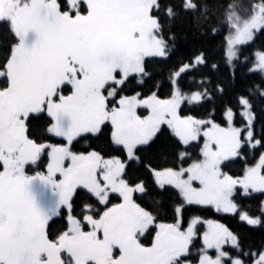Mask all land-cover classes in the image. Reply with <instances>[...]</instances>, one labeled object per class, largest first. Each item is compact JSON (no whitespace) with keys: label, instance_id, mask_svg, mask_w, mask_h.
I'll use <instances>...</instances> for the list:
<instances>
[{"label":"rangeland","instance_id":"1","mask_svg":"<svg viewBox=\"0 0 264 264\" xmlns=\"http://www.w3.org/2000/svg\"><path fill=\"white\" fill-rule=\"evenodd\" d=\"M67 2L69 8L62 10L56 0H0V19L7 20L17 36L5 68L0 69V77L8 79L0 89V264H126L138 240L142 246L138 253L143 256L134 264H246L229 253L237 240L223 223L195 215L182 227L180 209L183 204L211 206L238 213L249 224L259 222L238 210L233 194L236 188L246 194L264 188V152L238 178L221 170L222 162L236 154L242 130L250 144L256 143L251 137L253 116L247 98L240 99L242 126L234 123L230 109L224 113L225 125L209 118L182 117L178 108L184 95L176 81L185 69L181 68L171 77L168 97L135 93L114 100L116 87L105 91L106 84L118 86L128 75L143 73L145 56L164 55L152 15L156 0ZM262 9L257 5L255 14ZM108 14L113 17V32L126 37L125 48L123 40L117 49L105 45L95 49L93 38L106 29L103 17ZM252 20L235 18L229 59L235 57L238 43L252 38ZM30 47L33 69L26 64ZM252 68L264 74V52H256ZM190 95L191 100L199 99L196 92ZM42 110L52 117L50 130L62 142L37 143L27 137V115ZM103 122L111 125L112 140L123 147L126 159L71 148L78 135L97 133ZM162 125L184 144L202 137L201 158L175 169H152L158 186L170 185L182 197L177 219L153 226L152 217L133 199L134 193L143 190L142 184H127L123 171L126 161L135 157V148L146 144ZM45 150V171L27 172L25 167L36 163ZM76 187L89 190L96 198L83 209L81 223L70 213ZM61 211L68 227L50 240L43 226ZM196 236L202 244L200 253H193L197 259L183 258ZM61 252L68 256L64 262ZM247 264H264V250Z\"/></svg>","mask_w":264,"mask_h":264},{"label":"trees","instance_id":"2","mask_svg":"<svg viewBox=\"0 0 264 264\" xmlns=\"http://www.w3.org/2000/svg\"><path fill=\"white\" fill-rule=\"evenodd\" d=\"M56 1L62 10L69 8L67 0ZM257 5L263 6V9L255 14ZM79 6L83 9L85 4L81 2ZM154 6L152 15L157 21L156 32L163 43L164 55L145 56L143 73L128 75L118 86L116 83H108L105 91L107 87L115 86L114 100L120 95L135 93H155L160 98L168 97L173 87L171 77L176 71L185 68L176 77L177 85L184 95L178 108L180 115L209 118L219 125H225L224 113L230 109L234 114V123L238 126L245 123L241 114L240 99L246 97L253 116L251 137L256 143L250 144L242 130L236 154L226 158L221 164V170L238 178L264 152V74L252 68L256 52H264V0H156ZM236 17L243 18L246 22L255 18L250 22L253 36L248 41L238 43L235 57L229 59L227 48L232 44L229 37L235 31ZM103 18L107 19L103 22L104 25L107 24L106 29L114 27L113 17L108 14ZM99 33L93 38L95 49L100 45L109 48L107 42L100 40ZM122 39L125 41V48L126 37L122 36ZM16 42L17 36L10 23L0 19V69L5 68ZM30 51L31 55L26 64L33 69L36 65L35 59H32V47ZM123 52L122 50L119 55L122 56ZM196 58L201 60L195 62ZM7 84V76H1L0 89ZM194 92L199 94V99L191 100L190 94ZM1 97L7 100L2 94ZM27 116L28 138L37 143L63 141L50 130L52 117L48 112L42 110ZM111 130V125L103 122L97 133L78 135L71 142V148L76 152L95 150L104 157L117 156L126 159L123 147L113 142ZM201 146L202 137L184 144L168 126L162 125L146 144L135 148V157L126 161L123 177L129 185L142 184L143 190L134 193L133 199L136 205L152 217L153 226L159 222H174L177 219V208L182 204V197L179 191L170 185L158 186L152 169H175L188 165L201 158ZM46 161L45 150L36 163L28 164L25 169L30 173L36 170L45 171ZM94 196L89 190L76 187L72 198L70 197V213L79 223L84 217L82 213L86 205L95 203ZM233 199L238 210L257 217L259 222L252 225L241 219L238 213L221 212L211 206L183 204L180 209L181 224L184 227L195 215L223 223L234 233L237 240V246L230 247L229 253L240 257L242 262L247 264L259 251L264 250V211L261 209L264 188L247 194L236 188ZM100 207L99 209L102 208ZM49 220L45 232L50 240H54L68 227V221L63 211ZM199 229L200 226L197 228L198 233ZM201 246L200 236L194 237L185 259L196 260L197 256L194 254L200 253L197 250ZM59 257L61 261H65L68 256L61 252Z\"/></svg>","mask_w":264,"mask_h":264},{"label":"flooded vegetation","instance_id":"3","mask_svg":"<svg viewBox=\"0 0 264 264\" xmlns=\"http://www.w3.org/2000/svg\"><path fill=\"white\" fill-rule=\"evenodd\" d=\"M102 30L103 31H100V33H99L100 40H102V41L104 40V42H107L108 46L111 49L112 48H116L117 49L118 48V45L120 43H123L124 42L123 39H122V36H119V35L117 36L113 32V29H102ZM42 193H43L44 196H47V197H49L51 199L50 194H48V193L46 194L44 190H43ZM26 220H27V218H22L21 219V221H23V223H27ZM141 247L142 246H140L138 243L135 242V245L132 246L131 251L128 254L126 264H130V258L132 257V255L137 254Z\"/></svg>","mask_w":264,"mask_h":264},{"label":"water","instance_id":"4","mask_svg":"<svg viewBox=\"0 0 264 264\" xmlns=\"http://www.w3.org/2000/svg\"><path fill=\"white\" fill-rule=\"evenodd\" d=\"M142 254H136L132 257V260L130 262V264H134L137 260H140L142 258Z\"/></svg>","mask_w":264,"mask_h":264}]
</instances>
